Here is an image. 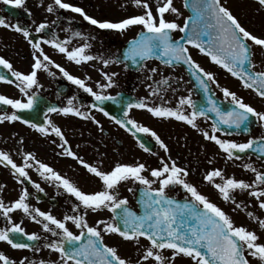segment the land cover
Returning a JSON list of instances; mask_svg holds the SVG:
<instances>
[{"label":"snow or ice","instance_id":"obj_1","mask_svg":"<svg viewBox=\"0 0 264 264\" xmlns=\"http://www.w3.org/2000/svg\"><path fill=\"white\" fill-rule=\"evenodd\" d=\"M4 3L22 7L25 0H4ZM132 3L134 6L142 8L143 11L118 21L95 18L89 15L83 7L67 2V0H54V3L47 5L46 8L50 13L58 9L77 13L83 20L100 30L124 32L131 27L139 26L140 31L129 43L123 60H120L119 57L113 60L112 58L92 55L88 51L92 45L87 42L69 49L70 38L60 40L55 33L45 38L46 30L50 29L47 22H42L35 28L36 33H42L39 38H35L31 31L23 25L19 23L10 24L6 19L0 17V26L22 33L29 40L31 47L36 50L33 53L34 62L31 71L27 73L13 70L9 60L0 56V66L9 69L11 77L14 78L12 80L8 76L0 74V81L9 84L15 83V86L26 97V101H24L0 95V104L9 105L17 111L33 110L40 98L37 91L30 90L43 87L38 79V73L44 71L54 77L57 75L55 71H52L54 67L68 81L94 97L95 102L90 105L91 109H97L105 116L110 115L101 104L104 101L117 99L116 96L104 92L105 89L116 84L114 78L117 73L103 72L102 75L106 82H97L100 91H96L86 83V79H90V77L80 78L71 74L45 53L42 44L52 46L77 65L97 59L105 66L128 60L134 64H140L142 60L156 56L166 65L181 63L185 65L189 73L195 77L200 89L206 94L205 103L198 108L197 102L192 99L191 95L181 97L178 106L175 108L163 104L150 105L146 99H140L135 103L125 101L124 118L118 119L112 115L110 116L111 120L126 129L138 140L140 139L138 133L150 134L160 147L167 151V144L154 130L135 119L129 118L131 109H144L158 118H175L178 121L186 122L193 129L198 128V117L212 119L209 114L214 113L215 119L211 125V134L208 130H202V134L206 140L215 142L219 149L227 154L228 159L239 158L237 152L246 153L248 150H253L264 156V137L250 138L246 142L239 143L232 139H222L216 135L222 130V125L227 126L229 130L235 128L247 133L250 131V125L253 121L264 124V112L257 111L256 108L245 103L242 98L237 97L235 92L226 87L222 89L224 97L230 98V103L234 106L228 110L222 109L211 92V84L217 83L214 74L201 67L193 59L188 48V45H192L200 52L207 54L214 63L221 65L232 76L239 78L244 87L254 89L260 97L264 98V70L255 71L253 62V45L264 48V37H258L247 31L230 9L221 3V0H192L191 4L185 0V6L191 7L194 15L188 16L183 25L174 20L166 19L165 14L168 12L180 14L179 9L174 6L173 0H165L162 5L157 7L155 14L147 0H132ZM258 3L264 7V0H258ZM174 30H179L184 35L179 40H174L172 36ZM72 37L83 38V34L80 31H72ZM125 66L127 67V65ZM151 71L155 72L156 69ZM159 83L167 85L168 78ZM217 87H219L218 83ZM158 91H160L159 88L154 89L153 95ZM75 101L76 97L73 96L67 99L65 106L48 107L44 117L46 123H36L31 119H26L17 114V111H12L10 114L6 111L0 113V123L22 121L25 125L44 135H48L49 132L55 133L63 141L60 145L63 149L62 155L79 160L89 173L102 181L103 190L91 193L81 190L76 183L62 176L48 164L36 160L32 153H25L24 163L18 165L8 152L0 150V164L10 166L21 184L24 183L23 178L31 181L27 169L33 166L29 161H34L38 166L37 171L44 179L55 182L58 188H62L67 194L76 198L79 203L73 204L72 210L81 213L65 215L61 220L50 212L38 208L33 209L27 202L30 192L24 188L19 198L9 205L0 199V209H2L5 217L10 220L9 213L19 209L34 221L42 223L44 230L57 237L56 240L48 242L45 246L59 253L60 264H70V262L71 264H131L129 260L118 255L116 247L104 243L102 232L118 234L126 241H134L144 248L141 260L146 262L152 259L155 264H173L178 256L189 258L193 264H251L250 256L258 258L261 264H264V242H259L257 233L244 226H235L225 211L202 194L195 184L189 182L188 168L178 165L176 161L164 162L162 160V167L151 169L150 175L153 179H149L143 174L147 170L144 163H116L113 168L104 171L99 166L87 164L80 159L77 153L71 150L61 128L55 125L48 116V113H61L64 116L74 115L91 119L97 125L100 124L98 120H95L91 111H82L83 105L78 106ZM185 106L191 107L190 113L185 112ZM140 147L145 151H150L143 141L140 142ZM244 167L255 173L253 183L237 179L234 176L225 178L223 171L218 168L209 171L205 179L214 183V187L225 201L232 200L233 203H235L233 193L236 190L255 189L249 195L255 197L259 207L264 209V172L257 171L251 164H245ZM216 177H220L222 183H215ZM128 180L138 182L142 186L138 201L143 206L141 214L128 206L127 197L120 198L118 192L115 191L121 182ZM157 182L158 186L153 187ZM32 184L40 192L44 191L39 183L33 181ZM256 185L261 187L256 188ZM176 186L188 193L191 199L186 198L181 202L169 196L168 190ZM131 190L129 189V191ZM240 206L237 204V207ZM89 209L92 211L109 209L113 216L109 220L97 221L96 226H90L86 219ZM248 216L254 217V213L248 212ZM255 218L260 227L264 229V219ZM67 221H72L77 228L81 229L78 235L67 227ZM50 224L55 225V228L50 227ZM100 225H103L102 229L99 227ZM22 237H26L28 241L39 239L37 233H27L20 224H12L11 227L0 229V241L6 242L12 248L39 251L34 244L24 242ZM141 238L149 241V245H141ZM165 250H170L171 255L165 256ZM26 262L27 264H36L28 257L20 259L18 264H26ZM0 264H17V261L0 252ZM39 264H56V262L41 260ZM137 264L140 262L138 261Z\"/></svg>","mask_w":264,"mask_h":264},{"label":"flooded vegetation","instance_id":"obj_2","mask_svg":"<svg viewBox=\"0 0 264 264\" xmlns=\"http://www.w3.org/2000/svg\"><path fill=\"white\" fill-rule=\"evenodd\" d=\"M238 1L237 11H231L233 5L229 0H221V3L230 9L247 31L258 37H264V7L259 5L258 0ZM67 2L83 7L89 15L95 18L112 21L120 20L114 19L110 15L113 8L120 5L122 9H127L122 4L105 7L100 3V0H67ZM177 2L179 3L181 14L172 16V19L169 20H174L176 23L183 25L189 14L185 7V0H178ZM53 3L54 0H25V4L22 7H15L7 5L4 0H0V17L6 19L10 24L19 23L23 25L31 31L32 36L35 38H39L42 35V33H36L35 28L40 23L47 22L50 25V29L46 30L47 35L45 38L51 36L52 33H55L60 40L70 38L69 49L87 42L92 45L88 50L90 54L112 58L113 60L117 57L123 60L125 47L140 31L139 26L131 27L124 32L100 30L83 20L79 14L72 13L69 10L58 9V6V10H54L51 13L48 12L46 10L47 5ZM54 21L55 23H53ZM72 31H80L83 34V38H73ZM183 35L184 33L179 30H174L172 33L174 40H179ZM249 43L252 42L249 41ZM42 47L45 53L71 74L80 78L90 77V79H86V83L96 91H100L97 82H106L102 75L103 72L117 73L114 78L116 84L104 90L105 94L116 96L117 99L104 101L101 104L110 115L105 116L97 109H91L90 105L95 102L94 97L72 84L54 67L52 71L57 73L54 77L44 71L38 73V79L43 87L30 90L37 91L40 98L33 110L17 111L9 105L0 104V113L6 111L10 114L12 111H17V114L27 117L36 123H46L44 117L48 107L65 106L67 99L74 96L76 97V104L78 106L83 105L81 110L91 111L95 120L100 122L99 125L91 119H84L74 115L64 116L61 113H48V116L55 125L61 128L71 150L77 153V156L85 163L99 166L104 171L110 170L116 163H144L147 170L143 174L148 176L149 179H153L150 175L151 169L162 167V160L164 162L174 160L178 165L188 168L190 173L189 182L195 184L202 194L206 195L211 202L217 204L225 211L231 217L235 226H244L249 230H254L259 236V242H264V229L260 227L258 220L255 218L264 219V209L259 207L258 200L255 197L249 195L255 189L236 190L233 193L235 200V203H233L232 200L225 201L214 187V183L205 179L209 171L218 168L223 171L225 178L234 176L237 179L253 183L255 181V173L251 169L244 167L245 164H251L257 171L264 172V156L258 152L253 150H248L246 153L237 152L239 158L228 159L227 154L219 149L215 142L204 138L202 130H208L211 134V125L215 119L214 113L209 114L212 119L198 117V128L193 129L186 122L178 121L175 118H158L151 115L147 110L131 109L129 118L135 119L154 130L167 144V151L161 148L150 134L138 133L140 137L138 140L110 118V116L114 115L118 119H123L124 102L135 103L140 99H146L150 105L163 104L164 106L175 108L178 106L181 97L191 95L199 108L205 103L204 98L206 95L196 92V86H199L198 82L189 73L185 65L182 63L166 65L160 58L145 59L140 64H134L131 60H128L110 63L105 66L97 59L77 65L52 46L42 44ZM188 48L193 59L206 71L214 74L215 81L219 87H217V83H212L211 91L222 109L228 110L234 106L230 103V98L226 99L224 97L222 89L226 87L230 91L235 92L237 97L242 98L245 103L256 108L257 111L264 112V98L260 97L254 89L244 87L239 78L232 76L221 65L214 63L207 54L200 52L199 49L192 45H188ZM35 51L31 47L29 40L22 33L0 26V56L9 60L13 70L25 73L31 71V66L34 62L33 53ZM253 52L255 71L264 70V48L253 45ZM152 69H156V71L152 72ZM0 74H4L9 79L14 80L11 77L10 70L3 66H0ZM165 78H168L167 85L158 84ZM157 88L160 91L153 95V90ZM0 95L26 101V97L15 86V83L9 84L0 81ZM184 110L186 113H190L191 107L185 106ZM6 122L8 121L0 123V150L8 152L18 165L24 163L25 153H32L36 160L48 164L62 176L76 183L81 190L87 193L103 190L102 181L89 173L79 160L62 155L63 149L60 145L63 141L55 133L49 132L48 135H44L25 125L22 121L9 122L8 126H12L11 123H13L15 129L13 142L7 143V134L11 131L7 129ZM221 128L222 130L217 132L216 135L222 139H232L239 143L246 142L250 138L264 137V124L256 121L252 122L250 131L247 133L235 128L229 130L227 126L223 125ZM141 141L145 142V146L150 151H145L140 147ZM29 163L33 165L27 169L31 181L23 178V184L17 180L10 166L0 164V189H2L0 190V199L6 205L18 199L23 189L27 188L30 192L27 202L33 209L38 208L42 211L50 212L61 220H63L65 215L81 214L72 210L73 204L79 203L75 197L67 194L62 188H58L55 182L44 179L40 172L37 171L38 166L34 161H29ZM33 181L39 183L44 191L40 192L37 190L32 184ZM214 182L222 183V180L220 177H216ZM157 186L158 182L153 185V187ZM141 187L138 182L128 180L121 182L115 189L120 198L127 197L128 206L138 214L143 211V206L138 202L141 195ZM259 187L261 186L256 185V188ZM129 189L132 190L129 191ZM168 195L181 202L186 198L191 199L190 195L179 186L170 188ZM237 204L241 206L237 207ZM248 212L254 213V217H249ZM112 216L113 213L109 209L98 211L89 209L87 210L86 219L90 226H96L97 221L109 220ZM9 217L10 220L3 215V211L0 209V229L11 227L12 224H20L27 233H37L39 236L37 241H28L26 237H22V239L26 243L34 244L39 251L14 249L6 242L0 241V252L5 253L6 248H8L9 252L13 251L14 260L17 261V264L23 257H28L30 260L35 261L36 264H39L41 260L46 262L54 261L56 264H60L59 253L45 246L48 242L56 240L57 237L44 230L42 223L34 221L29 215L19 209L10 212ZM50 227L55 228V225L50 224ZM67 227L77 235L81 231L72 221H67ZM99 227L102 229L103 225ZM102 235H104V243L116 247L118 255L129 260L131 264H137L138 261L140 264H155L152 259L146 262L141 260L144 248L134 241H126L118 234L102 232ZM149 243L145 238H141V245L147 246ZM164 255L170 256V250H165ZM245 255H247V252H245ZM249 260L251 264H261L258 258L249 256ZM173 264H193V262L187 257L178 256Z\"/></svg>","mask_w":264,"mask_h":264},{"label":"rangeland","instance_id":"obj_3","mask_svg":"<svg viewBox=\"0 0 264 264\" xmlns=\"http://www.w3.org/2000/svg\"><path fill=\"white\" fill-rule=\"evenodd\" d=\"M164 2H165V0H147V3L149 5L152 4L151 8H152L154 14L156 13L157 7L162 5ZM229 2H231V4L233 5V7L231 8V11L232 10L237 11L238 10V5H239V1L238 0H229ZM100 3H102L105 7L114 6L116 4H122V5H124L127 8V9H122V6H120V5L117 6L116 8H113L111 10L110 15H112L114 19H121L123 17L129 16V15H133V13H135V11L138 10V7L133 5L132 0H100ZM173 3H174V6L177 9H179V13L181 14L179 4H177V0H173ZM140 9H141L140 10V13H141L143 11V9L142 8H140ZM165 15H166V19H168V20H169V18L172 19V16H175V15L178 16L177 14L171 13V12H168ZM8 123L9 122H6L7 129H10L9 131H11V132L9 134H7L8 135L7 143L13 142V133H14V129H15V126L13 125V123H11L12 126H8L9 125ZM5 254L8 255L11 259L14 260V252L13 251L9 252L8 248H6Z\"/></svg>","mask_w":264,"mask_h":264},{"label":"water","instance_id":"obj_4","mask_svg":"<svg viewBox=\"0 0 264 264\" xmlns=\"http://www.w3.org/2000/svg\"><path fill=\"white\" fill-rule=\"evenodd\" d=\"M188 3H189V2H188ZM189 9H191L192 14L194 15V11H193V9H192L191 7H189ZM200 93H202V92H200Z\"/></svg>","mask_w":264,"mask_h":264},{"label":"bare ground","instance_id":"obj_5","mask_svg":"<svg viewBox=\"0 0 264 264\" xmlns=\"http://www.w3.org/2000/svg\"><path fill=\"white\" fill-rule=\"evenodd\" d=\"M150 7L152 6V4L149 5ZM156 6V5H155Z\"/></svg>","mask_w":264,"mask_h":264}]
</instances>
